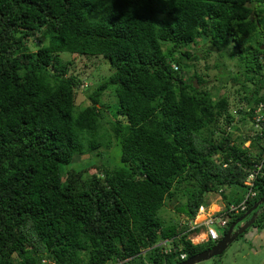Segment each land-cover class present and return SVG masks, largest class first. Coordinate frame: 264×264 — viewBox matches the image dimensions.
Segmentation results:
<instances>
[{"label":"trees","instance_id":"1","mask_svg":"<svg viewBox=\"0 0 264 264\" xmlns=\"http://www.w3.org/2000/svg\"><path fill=\"white\" fill-rule=\"evenodd\" d=\"M199 41L245 69L240 105L186 77ZM262 44L264 0H0V264H181L214 247L189 223L208 194L240 205L264 160V130L241 129L264 104ZM63 53L111 75L82 78ZM263 177L221 238L264 198ZM179 199L186 221L167 225L159 212Z\"/></svg>","mask_w":264,"mask_h":264},{"label":"rangeland","instance_id":"2","mask_svg":"<svg viewBox=\"0 0 264 264\" xmlns=\"http://www.w3.org/2000/svg\"><path fill=\"white\" fill-rule=\"evenodd\" d=\"M264 44H262L263 46ZM194 51V55H196L199 59L197 61H189L188 64L194 65L193 69L186 71V77H191L194 74L202 75L207 83L204 85V88L211 90L213 94H218L219 96H227L233 106L240 105V97L243 94L242 83L245 81V69L240 66L238 59H229L228 54L226 56L221 57L216 50H212L211 45L209 43L204 44L202 41H199L198 45L192 48ZM228 51H235L233 44H230L228 47ZM65 61L73 62V67H75L76 73L82 75V78H88L91 81L99 82L102 76L108 77L111 75L110 67L107 65L104 58L93 59L95 57L91 56H81L84 58L74 57L69 53H63ZM108 62V61H107ZM241 74V81L234 82L232 78L234 76ZM264 75V73H263ZM197 84V82L194 80ZM87 84L89 82H86ZM251 88H253V84H248ZM112 90V89H110ZM109 94L104 96V101L107 102L109 110L107 111L108 117L111 116V122L113 121V115L117 110V100L113 101V98ZM88 94L81 90V92L77 96V105L81 106L88 102ZM242 107V106H241ZM251 108L243 109L244 111L249 112L248 110ZM235 107H233V111ZM252 110V109H251ZM239 117V116H238ZM239 118H236V121ZM252 121L250 120L246 126H242V130H248L251 128ZM249 127V128H248ZM112 152V156L110 158L111 161H116L117 163L120 161L121 149L118 146L117 142L112 146L110 150ZM106 155L104 156V160H101L103 163L107 162ZM88 156H82L75 160L73 166L83 164L87 162ZM247 189L245 192H242V189H239L240 194L242 195L247 193ZM241 197V196H240ZM219 198V200H218ZM181 200V199H179ZM206 200L208 205L205 208L206 212H215L221 209V203L224 202L222 196L220 194L211 193L206 196ZM186 200L175 201L173 203L167 201L168 206L159 212V216L161 219L165 220L167 225H175L177 223H181L186 221L184 215L177 214L175 212V207L185 204ZM216 207V209H214ZM199 220L205 218V214H201V209L198 213ZM221 233H224L223 229H220ZM201 230L196 231L193 235L197 236V241L201 242L204 240L205 243V235ZM207 238V237H206ZM148 264V261H145ZM199 264H264V222L259 224L256 223L254 226L249 228L245 233L244 237L236 240L227 251L219 257H215L213 259L204 261Z\"/></svg>","mask_w":264,"mask_h":264},{"label":"built area","instance_id":"3","mask_svg":"<svg viewBox=\"0 0 264 264\" xmlns=\"http://www.w3.org/2000/svg\"><path fill=\"white\" fill-rule=\"evenodd\" d=\"M249 112H251L252 110L249 109ZM251 126L253 127V130H264V104L260 103L257 105V107H255L254 111H253V119H252V123ZM252 132V131H251ZM249 144H247L248 146ZM264 168V160L261 161V163H257L254 166V170L253 171H249V175L247 177V180L245 182V184L247 185V193L245 194V198L244 200L240 203V205H235V204H230L227 205L225 202L221 203V209H219L218 211L215 212H206L205 208L202 207L201 208V214H205V218L199 220L200 216H196V218L191 221L189 223V231L193 232V234L198 231L201 230V234L203 233L205 235V242H219L221 239V235H220V229H227L230 222H231V215H238L240 213H243L247 210L248 208V204L249 201H251L252 199H254L257 196V192L255 191V182L257 181L258 176L262 175V177L264 176V174H262V170ZM264 179V177H263ZM219 200V198H218ZM191 235L190 236V240L198 245L201 244L203 242H199L197 241V236L199 237V235ZM207 237V238H206ZM170 245V241H165V242H161L160 244H158L156 247L159 246H164L166 249L164 250V252L169 253L171 250ZM180 258L182 260H186V254H181ZM43 263L45 264H50L49 260H43Z\"/></svg>","mask_w":264,"mask_h":264},{"label":"water","instance_id":"4","mask_svg":"<svg viewBox=\"0 0 264 264\" xmlns=\"http://www.w3.org/2000/svg\"><path fill=\"white\" fill-rule=\"evenodd\" d=\"M261 50L264 51V45L261 46ZM264 204V198L254 205L247 213H245L241 218L234 222L227 233L220 239L214 247L209 248L198 255L187 259L181 264H199L204 261L213 259L215 257L221 256L227 249L238 239L240 235H243L249 228H251L259 215L264 212V206L259 209L261 205Z\"/></svg>","mask_w":264,"mask_h":264},{"label":"bare ground","instance_id":"5","mask_svg":"<svg viewBox=\"0 0 264 264\" xmlns=\"http://www.w3.org/2000/svg\"><path fill=\"white\" fill-rule=\"evenodd\" d=\"M201 242H204V240H201Z\"/></svg>","mask_w":264,"mask_h":264},{"label":"clouds","instance_id":"6","mask_svg":"<svg viewBox=\"0 0 264 264\" xmlns=\"http://www.w3.org/2000/svg\"><path fill=\"white\" fill-rule=\"evenodd\" d=\"M221 206H222V204H221ZM202 244V243H201ZM200 245V244H199Z\"/></svg>","mask_w":264,"mask_h":264},{"label":"crops","instance_id":"7","mask_svg":"<svg viewBox=\"0 0 264 264\" xmlns=\"http://www.w3.org/2000/svg\"><path fill=\"white\" fill-rule=\"evenodd\" d=\"M214 209H216V207H214Z\"/></svg>","mask_w":264,"mask_h":264}]
</instances>
